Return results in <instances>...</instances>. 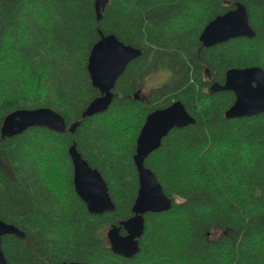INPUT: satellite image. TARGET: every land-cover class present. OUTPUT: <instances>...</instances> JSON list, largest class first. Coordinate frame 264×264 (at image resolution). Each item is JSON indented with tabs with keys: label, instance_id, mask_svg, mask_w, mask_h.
I'll use <instances>...</instances> for the list:
<instances>
[{
	"label": "trees",
	"instance_id": "1",
	"mask_svg": "<svg viewBox=\"0 0 264 264\" xmlns=\"http://www.w3.org/2000/svg\"><path fill=\"white\" fill-rule=\"evenodd\" d=\"M242 4L255 33L205 48L215 17ZM113 35L141 51L117 79L108 108L87 72L92 46ZM264 71V0H0V128L17 110L49 108L73 134L32 127L0 136V221L8 264H264V113L227 120L231 92H211L229 69ZM154 71L170 82L133 97ZM180 101L195 123L171 130L144 166L171 208L144 215L138 253L111 248L107 231L131 218L138 177L133 155L146 116ZM97 169L115 206L90 214L73 187L71 145ZM123 233V229H121ZM217 234V235H216Z\"/></svg>",
	"mask_w": 264,
	"mask_h": 264
},
{
	"label": "water",
	"instance_id": "2",
	"mask_svg": "<svg viewBox=\"0 0 264 264\" xmlns=\"http://www.w3.org/2000/svg\"><path fill=\"white\" fill-rule=\"evenodd\" d=\"M96 19L108 0H92ZM255 36L246 8L236 4L235 8L211 20L201 31L199 42L205 48L227 42L235 38L251 39ZM141 51L125 45L113 35L101 37L91 48L87 60V72L93 88L100 97L92 101L83 111L82 118L92 117L105 111L111 101V91L127 65L138 58ZM211 92L227 91L234 96V102L225 111L227 120L252 117L264 113V71L259 67L229 69L225 72L223 84L213 83ZM194 119L187 113L180 101L166 108L149 113L136 139L133 163L138 177V190L131 208L132 217L107 231V239L112 250L119 256L131 259L139 251L138 240L144 230V215L147 213L167 212L171 200L163 193L155 175L144 166L146 158L157 150L162 140L173 129L193 125ZM42 127L62 134H73L76 125L66 127L59 114L49 108L17 110L8 114L1 125V139H9L22 134L29 128ZM68 154L73 166V187L76 195L90 214L101 215L114 210L108 188L97 169L91 168L71 145ZM121 229L125 234L120 233ZM22 239L23 233L12 225L0 221V264H8L2 251L1 240L4 236ZM79 264V263H69Z\"/></svg>",
	"mask_w": 264,
	"mask_h": 264
},
{
	"label": "rangeland",
	"instance_id": "3",
	"mask_svg": "<svg viewBox=\"0 0 264 264\" xmlns=\"http://www.w3.org/2000/svg\"><path fill=\"white\" fill-rule=\"evenodd\" d=\"M170 78L171 74L168 71H154L142 81L140 85L141 96L146 97L151 89L158 88L170 82Z\"/></svg>",
	"mask_w": 264,
	"mask_h": 264
},
{
	"label": "flooded vegetation",
	"instance_id": "4",
	"mask_svg": "<svg viewBox=\"0 0 264 264\" xmlns=\"http://www.w3.org/2000/svg\"><path fill=\"white\" fill-rule=\"evenodd\" d=\"M151 90H153V89H151ZM151 90H150V91H151ZM148 94H149V93H148ZM133 97H134L135 99H137V100H138L139 98H142V99H144V98H145V97H142V96H141V93H140V88L138 89V91L136 92V94H135V95L133 94ZM109 229H110V228H109ZM120 233H121V231H120ZM121 234H122V235H124V234H125L124 230H123V233H121Z\"/></svg>",
	"mask_w": 264,
	"mask_h": 264
}]
</instances>
